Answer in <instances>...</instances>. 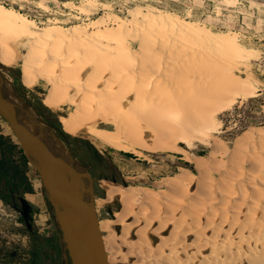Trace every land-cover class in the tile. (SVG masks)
Instances as JSON below:
<instances>
[{
  "label": "bare ground",
  "instance_id": "obj_1",
  "mask_svg": "<svg viewBox=\"0 0 264 264\" xmlns=\"http://www.w3.org/2000/svg\"><path fill=\"white\" fill-rule=\"evenodd\" d=\"M255 54L234 31L156 6L66 28L39 26L0 3V62L21 60L27 87L50 84L44 104L71 106L60 118L68 133L139 156L183 152L179 143L195 140L214 148L186 152L197 171L166 178L164 190L103 186L96 205L122 207L108 222L113 237L103 236L115 246L109 264H264V126L245 130L232 148L215 135L219 112L258 94L250 74L236 72Z\"/></svg>",
  "mask_w": 264,
  "mask_h": 264
},
{
  "label": "rangeland",
  "instance_id": "obj_2",
  "mask_svg": "<svg viewBox=\"0 0 264 264\" xmlns=\"http://www.w3.org/2000/svg\"><path fill=\"white\" fill-rule=\"evenodd\" d=\"M93 1V4H88V0H0V3L14 7L33 18L39 26L57 21L58 24L70 28L75 23L88 24L93 18L109 12L127 18L130 10L156 6L182 18L198 21L213 31H234L242 45L256 50L252 58L242 62L249 66L248 69L241 63L239 71L236 72L243 77L250 74L257 86L258 94L240 98L231 108L219 112L217 118L221 120V126L215 135L232 148L234 141L245 130L254 129L256 131L257 128L264 126V0ZM40 4L49 6L50 11L43 9ZM79 5L82 8H79ZM128 38L129 45L132 48H138L137 41ZM20 49L26 52L24 47ZM0 67L3 68L7 78L11 79L17 91L37 112V107L45 106L52 111V117L59 121L61 116L69 113L70 105H65L61 110L55 111L44 104L45 95L50 88L48 82L41 80L31 88L24 84L21 76V60L10 66L0 62ZM100 127L115 129L114 126L107 124H102ZM62 130L65 131L63 128ZM68 134L73 155L89 169L92 177L95 178V202L98 203L106 198L103 186L108 190L114 185L164 190L166 178L180 175L185 170L197 171L194 161L187 159L186 152L199 156L210 154L214 150L208 144L205 143V145L195 140L191 146L180 142L179 144L186 150L183 152H149L140 149L148 157L145 158L144 155L139 156L134 152H129L134 155L129 156L126 154L127 151L93 141L85 136ZM1 136L20 145L8 122L0 115ZM92 147L98 153H94ZM13 157L19 160L18 148ZM26 175L35 193V195L25 194L23 196L29 202L27 216L33 232H26L25 225L19 221L21 212L16 206V199H8L7 204L0 198V264H63L59 234L40 176L29 163ZM96 207L100 229L103 236L109 239L113 237V232L108 228V222L113 219V213H117L122 207L119 203L99 204ZM104 245L107 252L115 251V246L111 243Z\"/></svg>",
  "mask_w": 264,
  "mask_h": 264
},
{
  "label": "water",
  "instance_id": "obj_3",
  "mask_svg": "<svg viewBox=\"0 0 264 264\" xmlns=\"http://www.w3.org/2000/svg\"><path fill=\"white\" fill-rule=\"evenodd\" d=\"M7 79L0 67V115L40 176L59 234L63 264H109L95 203V178L73 155L69 143ZM19 200L28 217L29 202L25 197Z\"/></svg>",
  "mask_w": 264,
  "mask_h": 264
},
{
  "label": "trees",
  "instance_id": "obj_4",
  "mask_svg": "<svg viewBox=\"0 0 264 264\" xmlns=\"http://www.w3.org/2000/svg\"><path fill=\"white\" fill-rule=\"evenodd\" d=\"M22 72V71H21ZM22 76V75H21ZM38 112L53 126H58L62 133L69 136L64 125L58 119L53 118V113L45 106L37 107ZM62 124V127H61ZM62 128L66 131H63ZM18 148L20 152L19 160L14 159V152ZM94 153H98L92 147ZM129 156H134L133 153L126 152ZM187 165L189 163H186ZM28 168V160L24 155L21 145L12 143L6 140L3 136L0 137V198L8 204V199H17L23 197L27 192H34V188L26 175ZM115 180V179H113ZM4 189V190H3ZM4 191V192H3ZM20 209L19 221L25 225L26 232H33L29 225V218L22 213L21 203L16 204ZM50 205V203H49Z\"/></svg>",
  "mask_w": 264,
  "mask_h": 264
},
{
  "label": "flooded vegetation",
  "instance_id": "obj_5",
  "mask_svg": "<svg viewBox=\"0 0 264 264\" xmlns=\"http://www.w3.org/2000/svg\"><path fill=\"white\" fill-rule=\"evenodd\" d=\"M53 130L55 131V133L66 143H69L70 145V141H69V137L67 135H65L64 133H62L59 129H57L55 126L51 125ZM71 146V145H70ZM26 194V193H25ZM20 200L19 197L16 199V204H19ZM17 206V205H16ZM22 210V209H21Z\"/></svg>",
  "mask_w": 264,
  "mask_h": 264
},
{
  "label": "crops",
  "instance_id": "obj_6",
  "mask_svg": "<svg viewBox=\"0 0 264 264\" xmlns=\"http://www.w3.org/2000/svg\"><path fill=\"white\" fill-rule=\"evenodd\" d=\"M26 195H35V193L34 192H32V193L31 192H27Z\"/></svg>",
  "mask_w": 264,
  "mask_h": 264
}]
</instances>
